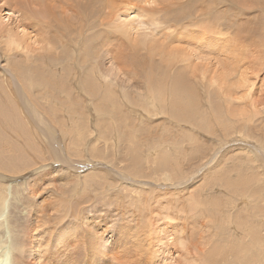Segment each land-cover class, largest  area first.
Returning a JSON list of instances; mask_svg holds the SVG:
<instances>
[{
	"label": "rangeland",
	"instance_id": "rangeland-1",
	"mask_svg": "<svg viewBox=\"0 0 264 264\" xmlns=\"http://www.w3.org/2000/svg\"><path fill=\"white\" fill-rule=\"evenodd\" d=\"M203 2L181 33L164 31L184 40L183 77L199 97L180 119L169 92L158 99V82L127 67L132 56L108 52L115 32L131 46L161 38L154 26L130 30L129 3L106 2L122 6L115 21L118 8L77 0H0V256L10 264H189L196 251L206 260L205 241L241 250L221 264H264V0Z\"/></svg>",
	"mask_w": 264,
	"mask_h": 264
},
{
	"label": "bare ground",
	"instance_id": "bare-ground-1",
	"mask_svg": "<svg viewBox=\"0 0 264 264\" xmlns=\"http://www.w3.org/2000/svg\"><path fill=\"white\" fill-rule=\"evenodd\" d=\"M110 0H104V1H97V0H77V4L75 7L78 8V9H82V10H90L91 8H99L100 9H105L106 6L109 7V9H117V11L115 10H112L110 13H108L109 15V18L112 19V20H121V16H123V14L120 13V9H122V4L124 3H129L128 6V9H132L131 11L132 12H138L139 15L132 21L131 24L127 25L130 27V30L135 32V33H138L142 30H145L147 29L146 26H148V28L150 27H157V28H160L161 32H162V35H161V38L158 39H154L152 41H135V42H128L130 44L133 43V46L127 44V42H123L122 40V36L115 32L114 34H109V37L113 36L114 39L116 40V45L118 46L117 47V50H112V51H108V52H112L113 55H114V58H116V55L119 57V60H123L125 55H128L129 57H131L132 59L130 60V66H127L129 69L132 68V69H135V71H139V70H142L144 72H147V77L151 76L149 78V81L151 83H153L154 81L158 82V84L156 85H153V86H156V90L154 91L156 93V91L158 90V99H160L161 96H163V99L165 98V95H168L166 93H170V97H171V102H170V106L172 107V112L173 114L180 118V119H187L189 118L191 115L195 114L197 111H196V108H195V105L197 103V95H196V92L193 90V88L190 87V84L188 83V81L186 80V78L183 77V71H185V68L183 65H181V63H185V65H190L191 64V58L189 57V55H186L185 51L186 49L185 48H181L182 47V43L184 42V40H182V37H179L177 36V34H175V32H172V33H169V32H164V31H167V30H170L171 27L170 26H179V28H183V29H180V30H177L178 32H182V30H184L185 28H187V21L188 22H193L195 20V18H193L191 16V9L192 8H195L196 4V8H199L200 11L203 10V0H189V3L188 5L185 4V3H182L180 2L176 8L173 7V5H171V3H169V0H157V5H154L150 8H147L149 7V3L146 2L145 0H119V4L120 5H116V7L114 5H110V4H107L106 2H109ZM116 0H111V2H114ZM18 1H16V4ZM146 3L148 4L147 7H143L141 6L140 3L143 4ZM15 3V2H14ZM219 3V2H218ZM217 3V4H218ZM194 4V5H193ZM97 5V7L95 6ZM20 7V5H18ZM191 6V8H190ZM13 7V6H12ZM18 7V8H19ZM17 8V9H18ZM29 8V7H28ZM31 8V7H30ZM29 8V9H30ZM34 8V7H33ZM190 8V9H189ZM15 9V8H14ZM127 9V8H126ZM20 10V9H19ZM31 10V9H30ZM35 9H33L34 11ZM31 10V12H33ZM35 11H39V9L37 8ZM42 10H40L39 12H41ZM15 12H16V9H15ZM30 12V11H29ZM55 13V12H54ZM197 13V12H196ZM19 14V12H18ZM29 14V13H28ZM198 14V13H197ZM200 14V13H199ZM57 15V14H56ZM25 16V15H24ZM24 16H20V18H22V21H25L27 19H24ZM42 16V15H41ZM55 16V14H54ZM56 17V16H55ZM216 17V16H215ZM29 18V17H28ZM57 18V17H56ZM55 18V19H56ZM123 18V17H122ZM147 19H149L148 21H145ZM219 18V17H218ZM24 19V20H23ZM44 19V18H43ZM54 19V18H53ZM52 19V21H53ZM59 19V18H58ZM57 20V19H56ZM203 21V18L201 19ZM211 20V18H210ZM217 20V19H216ZM21 21V22H22ZM55 21V20H54ZM37 22V21H36ZM44 22V20H43ZM56 22V21H55ZM62 22V21H61ZM60 20H59V23H61ZM27 23V22H26ZM28 26V24H26ZM58 23V22H57ZM68 23V22H67ZM36 24V23H35ZM194 23L192 24H188L189 26L193 25ZM23 25V23L21 24ZM38 27L40 26L39 25V22L37 23ZM45 25V24H44ZM47 25V24H46ZM58 25V24H57ZM56 25V26H57ZM60 25H65L64 22L63 24H60ZM67 25V24H66ZM64 26V28H68L67 26ZM126 25V26H127ZM161 25L164 26V28L160 27ZM26 26V27H27ZM30 26V25H29ZM28 26V27H29ZM35 26V25H34ZM49 27H51L53 29V25L51 24V21H50V24L48 25ZM127 26V27H128ZM145 26V27H144ZM37 27V26H35ZM37 27V28H38ZM46 27V26H45ZM62 27V26H61ZM126 27V28H127ZM128 27V28H129ZM19 28V27H17ZM50 28V29H51ZM60 27H58V30H59ZM62 28V30L64 29ZM65 28V29H66ZM239 28V27H238ZM15 29V28H13ZM21 29V28H19ZM64 31H67L68 32V29ZM16 30V29H15ZM23 30V29H22ZM36 30V29H35ZM39 30V29H38ZM54 30V29H53ZM58 30L56 33H58ZM83 30V28H82ZM0 31H3V30H0ZM12 31V30H11ZM51 31V30H50ZM63 31V32H64ZM4 32V31H3ZM22 32V31H21ZM38 32V31H37ZM41 32V31H40ZM43 32V31H42ZM83 31H79L80 34H82ZM164 32V33H163ZM17 34V33H15ZM19 34V33H18ZM60 34V33H59ZM241 34V33H240ZM14 35V34H13ZM111 35V36H110ZM183 37L184 36V33L182 34ZM201 36H203L201 34ZM32 37V36H31ZM37 37V36H36ZM61 37V36H60ZM108 37V36H107ZM108 37V38H109ZM187 37L188 38H191L190 35L187 34ZM11 38V37H9ZM8 38V39H9ZM24 38V37H23ZM50 38V37H49ZM48 38V39H49ZM59 38V37H58ZM163 38V39H162ZM21 39V38H20ZM54 39V42H52L54 44V46L56 47V44L58 45V47H54L52 46V43H51V46L50 48L52 50H49L48 48V51H47V55L48 57H50L51 55H56L54 54L56 52V50L60 49V46H59V40L61 39H57V37L53 38ZM125 39V37H124ZM12 40V39H11ZM22 40V39H21ZM20 40V41H21ZM57 40V41H56ZM114 40V41H115ZM122 40V41H121ZM19 41V40H18ZM61 41V40H60ZM125 41V40H124ZM127 41V40H126ZM14 42V41H13ZM107 42V41H106ZM173 42H177V44H179L180 47H177V48H174L171 52L168 51L170 45L173 43ZM24 43V42H22ZM109 43V42H108ZM151 43V44H150ZM16 44V43H15ZM64 44V43H63ZM114 44V43H113ZM126 44V45H125ZM12 45V44H11ZM20 45V43H19ZM26 45V44H25ZM115 45V44H114ZM113 45V46H114ZM125 45V47H124ZM147 48H145V51L148 52V55H144L141 51V48L147 46ZM49 46V45H48ZM67 46V45H66ZM109 46V45H108ZM112 46V41H111V45H110V49L113 48L111 47ZM10 47V46H9ZM16 47V46H15ZM24 47V46H23ZM29 47V46H28ZM55 49H54V48ZM133 47V48H132ZM201 47V46H200ZM207 45H202L201 48H206ZM39 48V47H38ZM80 50V54L79 57H82L84 55H86L91 49H89L88 45H85V47H78ZM123 48V49H122ZM8 49V48H7ZM41 49V47H40ZM54 49V50H53ZM109 49V50H110ZM144 49V48H143ZM13 50V49H12ZM30 50V49H29ZM39 50V49H37ZM36 50V51H37ZM107 50V49H106ZM120 51V54L118 53H115L116 51ZM11 51V50H10ZM15 51V50H14ZM41 51V50H40ZM44 51V50H43ZM7 52V50H6ZM72 52V51H71ZM75 52V51H74ZM151 52H158V55H160V53L162 52L164 54V58H161L160 56H152ZM59 53V52H58ZM21 55V54H20ZM24 55V53H23ZM35 55V54H33ZM77 55V54H76ZM77 55V56H78ZM183 56V58L179 57V56ZM19 56V55H18ZM41 56V55H40ZM45 56H46V53H45ZM44 56V57H45ZM27 57V56H26ZM24 57V59L26 58ZM31 57H33L31 55ZM47 57V56H46ZM53 57V56H52ZM56 57V56H55ZM142 57V59L140 58ZM144 57V58H143ZM146 57V58H145ZM159 58V63L157 62H154V59L155 58ZM16 58V57H15ZM28 58V57H27ZM27 58L25 59V62L27 60ZM41 58V57H39ZM181 58V60H180ZM23 59V60H24ZM38 59V58H37ZM33 60V59H32ZM36 60V59H35ZM41 60V59H39ZM19 61V60H18ZM31 61V60H29ZM46 61V60H45ZM44 61V62H45ZM117 61V60H116ZM115 61V62H116ZM12 62V61H11ZM24 62V61H23ZM24 62V63H25ZM14 63V61H13ZM19 63L21 64V59L19 61ZM27 63V62H26ZM36 63V62H35ZM34 63V64H35ZM16 64V63H14ZM18 64V63H17ZM31 65V64H30ZM10 66V65H9ZM32 66V65H31ZM38 66V65H37ZM40 67V66H39ZM17 68V67H16ZM36 68V67H35ZM16 70V69H15ZM141 71V73H142ZM174 71L175 72V75L174 73H170ZM34 72V71H33ZM134 72V71H133ZM163 72V74L161 73ZM188 72V71H187ZM23 73V72H22ZM21 73V74H22ZM166 73V75H165ZM186 73V72H185ZM185 73H184V76H185ZM24 74V73H23ZM190 74V73H189ZM170 75V77H169ZM146 76V75H145ZM147 77H145L147 79ZM186 77V76H185ZM152 78V79H151ZM27 79V78H25ZM36 80V79H35ZM19 82V81H18ZM147 83V82H146ZM34 84V83H33ZM151 85V84H149ZM163 88V90H160L161 87ZM166 86H168L170 88V91H168L166 89ZM193 86V85H192ZM146 89L148 88L149 89V86H145ZM113 90V89H112ZM150 90V89H149ZM12 92V91H11ZM13 93V92H12ZM110 94V93H109ZM156 95V94H155ZM111 98L112 96L109 95ZM114 97V95H113ZM115 98V97H114ZM167 98V96H166ZM165 98V99H166ZM113 99V98H112ZM162 99V100H163ZM199 99V97H198ZM114 100V99H113ZM164 101V100H163ZM190 107H192L190 109ZM194 117V116H193ZM5 196L0 194V211L3 209V205L5 203ZM58 222V221H57ZM130 223V222H129ZM1 229V228H0ZM4 231L0 232L3 234ZM203 232V231H202ZM134 236V235H133ZM176 240V239H175ZM174 240V241H175ZM211 242V241H210ZM258 242V241H257ZM243 243V242H242ZM167 244V243H166ZM179 245V242L176 243ZM183 244V243H181ZM202 245L204 244L206 246V244L208 246L205 247V251L206 254L204 255V258L206 260H203V257H199V255H202L203 256V252L199 253L198 251H196L195 255L193 253V257L191 258L192 261L189 263V264H195L197 262L199 263H202V264H205L207 261V259L210 261V262H213L215 264H221V260H225L227 259L228 256H230L229 254H232L234 257H239V254L237 252H241V250H230V251H225V249L223 250V248L221 249V246L219 248H215V246H211L210 244H208V241H205L204 243L202 242L201 243ZM258 244V243H257ZM174 245V244H173ZM181 246V245H180ZM217 246V245H216ZM0 247H3L1 244H0ZM179 248V246H178ZM187 248V247H185ZM184 248V249H185ZM103 249V248H102ZM235 249H238V248H235ZM211 250V251H210ZM186 251H188L186 249ZM184 252V250H183ZM189 253V252H188ZM184 254V253H183ZM187 254V252H186ZM6 255V254H5ZM4 255V256H5ZM185 255V254H184ZM189 255V254H188ZM190 256H191V253H190ZM189 256V257H190ZM188 257V256H187ZM188 257V259H189ZM187 259V258H186ZM216 259V260H215ZM221 259V260H220ZM185 263H188L185 262ZM198 263V264H199ZM209 263V262H208ZM207 264V263H206Z\"/></svg>",
	"mask_w": 264,
	"mask_h": 264
},
{
	"label": "clouds",
	"instance_id": "clouds-1",
	"mask_svg": "<svg viewBox=\"0 0 264 264\" xmlns=\"http://www.w3.org/2000/svg\"><path fill=\"white\" fill-rule=\"evenodd\" d=\"M0 264H10V254L0 256Z\"/></svg>",
	"mask_w": 264,
	"mask_h": 264
}]
</instances>
